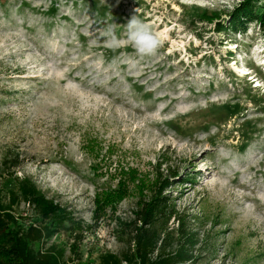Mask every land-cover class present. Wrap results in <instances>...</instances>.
Listing matches in <instances>:
<instances>
[{"label": "rangeland", "instance_id": "rangeland-1", "mask_svg": "<svg viewBox=\"0 0 264 264\" xmlns=\"http://www.w3.org/2000/svg\"><path fill=\"white\" fill-rule=\"evenodd\" d=\"M240 2L0 0V193L28 178L83 222L46 244L66 264L123 258L160 192L195 236L186 264H264V32L218 31ZM133 15L159 34L152 56L127 41Z\"/></svg>", "mask_w": 264, "mask_h": 264}, {"label": "trees", "instance_id": "trees-1", "mask_svg": "<svg viewBox=\"0 0 264 264\" xmlns=\"http://www.w3.org/2000/svg\"><path fill=\"white\" fill-rule=\"evenodd\" d=\"M198 11H203L196 16L200 21L213 22L221 18V14L203 9ZM228 19V26L218 24L219 32L226 30L245 35L253 24L258 25L264 32V3L262 0H241ZM167 185L168 182H163V187L166 188ZM23 203L37 213L41 219L39 225H19L13 209ZM175 214V208L171 206L168 198L162 192L158 193L154 200L144 204L138 211L139 219L135 222L132 248L121 259L115 256L104 257L102 264L192 262L193 248L197 243L195 236L187 232L184 217L179 219L178 229L171 230L168 227V221ZM95 218L99 219L98 216ZM82 223L74 221L70 212L53 199L45 197L28 178L18 179L17 191L10 194L8 200L0 193V238L6 242L0 248V255L10 258L14 264H66L63 250L56 244H46L60 233H78L77 231L82 230ZM75 238L81 239V233ZM35 245L43 247L36 249ZM71 250L74 254L78 253L77 244ZM78 260H81V256H78Z\"/></svg>", "mask_w": 264, "mask_h": 264}, {"label": "clouds", "instance_id": "clouds-1", "mask_svg": "<svg viewBox=\"0 0 264 264\" xmlns=\"http://www.w3.org/2000/svg\"><path fill=\"white\" fill-rule=\"evenodd\" d=\"M127 41L139 57H148L156 53L161 44L159 34L152 27L133 15L126 23ZM111 35V29L108 30ZM115 39V38H113Z\"/></svg>", "mask_w": 264, "mask_h": 264}]
</instances>
